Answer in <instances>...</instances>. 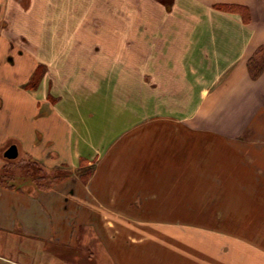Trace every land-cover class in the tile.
Wrapping results in <instances>:
<instances>
[{
	"label": "crops",
	"instance_id": "obj_1",
	"mask_svg": "<svg viewBox=\"0 0 264 264\" xmlns=\"http://www.w3.org/2000/svg\"><path fill=\"white\" fill-rule=\"evenodd\" d=\"M260 49L264 0H0V148L70 171L0 264H264Z\"/></svg>",
	"mask_w": 264,
	"mask_h": 264
},
{
	"label": "rangeland",
	"instance_id": "obj_2",
	"mask_svg": "<svg viewBox=\"0 0 264 264\" xmlns=\"http://www.w3.org/2000/svg\"><path fill=\"white\" fill-rule=\"evenodd\" d=\"M16 41L19 42L20 46H23L24 48L26 47L25 41L24 42H21L19 40ZM9 147L0 148V177L4 175L10 177V179L5 180L6 184L8 185L13 184L16 185V187L25 184L24 187H26V186L34 185L35 179L38 178L40 179L41 177L40 175L46 174V176L49 175L50 177H52L56 174L55 171L54 172L48 171V169H46L43 166V164H41L40 162L39 163L36 162L38 165H34L33 159L28 156H24V155L22 156L21 154H19L16 160H9L5 158L4 154ZM59 170L65 172L64 168ZM0 253L15 258L18 257V254L15 252H11V253L7 252L6 254V252L1 250V247H0Z\"/></svg>",
	"mask_w": 264,
	"mask_h": 264
},
{
	"label": "trees",
	"instance_id": "obj_3",
	"mask_svg": "<svg viewBox=\"0 0 264 264\" xmlns=\"http://www.w3.org/2000/svg\"><path fill=\"white\" fill-rule=\"evenodd\" d=\"M263 55V56H261ZM248 69H249V74L250 77L253 80H258L262 74L264 73V49H260L256 55L250 59L249 63H248ZM34 165H38L37 163H39L38 161L34 160ZM37 162V163H36ZM56 174L52 177H50L49 175L46 176V174L40 175V179H35V183L34 185L36 186V188H38L39 190H48L50 189L54 184L60 182L61 180H63L65 177L68 176V174H70L69 170H65L64 171H60L59 169L57 171H55ZM58 172V173H57ZM93 173V168H84L80 171V174L82 176V178L85 181H88V179L91 177ZM10 179V177L4 175L2 177H0V186L3 187H7V188H16V185L13 184H6L5 180ZM41 180V181H40Z\"/></svg>",
	"mask_w": 264,
	"mask_h": 264
},
{
	"label": "water",
	"instance_id": "obj_4",
	"mask_svg": "<svg viewBox=\"0 0 264 264\" xmlns=\"http://www.w3.org/2000/svg\"><path fill=\"white\" fill-rule=\"evenodd\" d=\"M4 156H5V158H7L9 160H16L19 156L18 148L15 145L10 146L6 150Z\"/></svg>",
	"mask_w": 264,
	"mask_h": 264
}]
</instances>
